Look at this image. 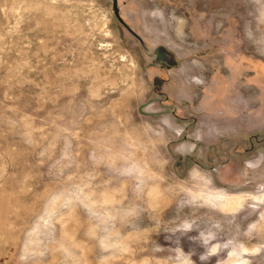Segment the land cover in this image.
<instances>
[{
	"label": "rangeland",
	"instance_id": "rangeland-1",
	"mask_svg": "<svg viewBox=\"0 0 264 264\" xmlns=\"http://www.w3.org/2000/svg\"><path fill=\"white\" fill-rule=\"evenodd\" d=\"M0 0V264H264V0Z\"/></svg>",
	"mask_w": 264,
	"mask_h": 264
},
{
	"label": "water",
	"instance_id": "water-1",
	"mask_svg": "<svg viewBox=\"0 0 264 264\" xmlns=\"http://www.w3.org/2000/svg\"><path fill=\"white\" fill-rule=\"evenodd\" d=\"M113 4V11H114V15L116 17V19L118 20V22L130 33L133 34L135 37L139 38L138 34L131 29L121 18L120 14H119V7H118V3L117 0H113L112 2Z\"/></svg>",
	"mask_w": 264,
	"mask_h": 264
}]
</instances>
